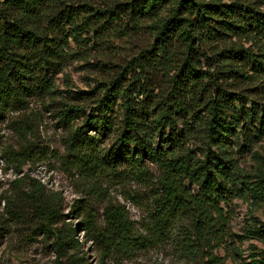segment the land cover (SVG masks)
<instances>
[{"label": "trees", "instance_id": "obj_1", "mask_svg": "<svg viewBox=\"0 0 264 264\" xmlns=\"http://www.w3.org/2000/svg\"><path fill=\"white\" fill-rule=\"evenodd\" d=\"M263 4L0 0V122L18 114L11 128L24 139L4 153L17 177L15 193L3 199L0 237L26 208L55 237L59 259L79 250L81 228L105 253L127 257L173 240L186 264H220L212 251L229 238L227 205L243 182L238 159L264 138ZM145 29L153 34L149 43L127 57L118 52ZM75 61L94 77L85 90L59 89L55 76ZM32 103L65 132L57 160L88 181L89 191L147 183L140 230L112 203L103 228L91 219L53 229L61 194L20 176L26 164L41 161L38 146L26 140ZM254 199L264 201L258 187Z\"/></svg>", "mask_w": 264, "mask_h": 264}, {"label": "rangeland", "instance_id": "obj_2", "mask_svg": "<svg viewBox=\"0 0 264 264\" xmlns=\"http://www.w3.org/2000/svg\"><path fill=\"white\" fill-rule=\"evenodd\" d=\"M73 1L104 7L127 0ZM260 10L264 11V4ZM167 15L168 12L164 11L162 18ZM152 35L150 29L142 30L130 44L118 46V52L127 57L149 43ZM242 43L245 47H251L250 42ZM262 48L264 52V45ZM93 77L94 73L85 67V63L75 61L57 74L55 81L59 89L71 87L85 90ZM31 108L32 112L25 114L31 129L26 140L38 146L41 151L38 159L41 161L34 165L26 164L20 176L23 173L29 174L45 184L47 189L61 194V219L53 229L62 228L63 225L73 227L77 222L81 223V220L87 223L91 219L97 227L103 228L104 211L112 203L123 206L135 228L140 230L149 205L147 183L125 180L106 191H89L88 181L71 177L57 160L65 151V132L39 104L32 103ZM17 116L11 114L0 122V218L7 217L4 214L3 199L16 191L11 182L17 176L4 153L23 144L24 139L11 128V122ZM238 162L243 182L238 185L239 192L230 198L227 205L232 213L228 225L229 238L226 244L215 247L212 255L219 259L220 264H263L264 201H256L254 193L257 187L264 193V138L250 153L241 156ZM20 215L18 220L7 222V231L0 237V264H186L173 240L146 250H134L129 256L123 257L105 253L102 246L89 240L81 228L75 232V238L81 244L79 250L68 251L59 259L53 247L55 237L39 229L38 217L26 208ZM78 257H83L84 262H78Z\"/></svg>", "mask_w": 264, "mask_h": 264}]
</instances>
